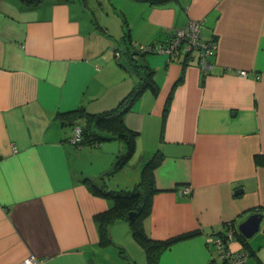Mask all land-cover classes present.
Here are the masks:
<instances>
[{
	"label": "crops",
	"instance_id": "crops-1",
	"mask_svg": "<svg viewBox=\"0 0 264 264\" xmlns=\"http://www.w3.org/2000/svg\"><path fill=\"white\" fill-rule=\"evenodd\" d=\"M190 19H203L202 37L216 41L209 74L195 53L135 55ZM148 71L158 92L145 89L124 115L135 150L106 185L131 188L143 163L162 153L145 232L154 240L195 233L162 249L156 264H220L212 239L264 211V161L256 162L264 160V0H0V264L29 256L125 264L115 245L133 264L147 263L133 237L119 239L130 230L125 220L110 226L113 245L99 244L93 216L113 202L84 183L109 171L125 145H78L73 127L83 121L56 114L113 109ZM225 246L246 251L243 264H264L261 228Z\"/></svg>",
	"mask_w": 264,
	"mask_h": 264
},
{
	"label": "trees",
	"instance_id": "trees-1",
	"mask_svg": "<svg viewBox=\"0 0 264 264\" xmlns=\"http://www.w3.org/2000/svg\"><path fill=\"white\" fill-rule=\"evenodd\" d=\"M28 5H38L44 0H21ZM65 1V0H62ZM67 1V0H66ZM119 49V48H118ZM145 89H149L152 93L158 92V86L155 83L152 71L144 74L141 83L136 85L113 109L101 113H88L83 108H75L56 114V118L64 122H72L82 120L81 138L78 145H97L103 140L118 139L125 145V152L119 154L111 169L94 180L85 178L84 183L91 193L112 200V206L102 212L94 214V220L99 224L101 246L113 245L110 237V226L118 220L127 221L130 232L137 243L144 249L146 253V264H156L159 252L171 245L173 242L189 237L195 232L183 233L165 240L151 239L145 232L144 222L150 215L151 197L157 189L155 188L154 170L162 160V153L158 150L146 160L141 168L139 181L129 189H111L106 185V179L118 172L122 166L131 158L135 150V138L137 132L130 129L124 123V115L131 109L135 100L142 94ZM167 110V105L164 112ZM260 157L256 156V162L262 163ZM133 212V216L129 217V213ZM232 228V227H231ZM230 229L229 227L227 230ZM226 230V231H227ZM222 236L225 233L221 234ZM235 235L244 238L235 230ZM118 252L125 261V264H133L127 255L123 253L121 247H117ZM208 264H218L215 260H211ZM220 264H227L222 261Z\"/></svg>",
	"mask_w": 264,
	"mask_h": 264
},
{
	"label": "built area",
	"instance_id": "built-area-1",
	"mask_svg": "<svg viewBox=\"0 0 264 264\" xmlns=\"http://www.w3.org/2000/svg\"><path fill=\"white\" fill-rule=\"evenodd\" d=\"M204 27L203 19H190L186 24L174 30V32L165 40L152 42L147 45H137L136 48L139 52L155 53L173 57H188L195 53L197 58V66L203 74H209L214 66L212 57L217 48L215 40H206L202 37V29ZM114 55L120 56V50L114 49ZM239 75H247V71L239 70ZM258 75H256V78ZM81 126L75 125L73 127L72 140L78 143L81 138ZM189 187H184L181 193H188ZM235 228H230L225 232L224 236H216L212 239V243L217 248V254L222 261L227 264H243L247 255L246 251L230 252L226 248V244L235 237ZM24 264H40L39 260L32 256L24 260Z\"/></svg>",
	"mask_w": 264,
	"mask_h": 264
},
{
	"label": "water",
	"instance_id": "water-1",
	"mask_svg": "<svg viewBox=\"0 0 264 264\" xmlns=\"http://www.w3.org/2000/svg\"><path fill=\"white\" fill-rule=\"evenodd\" d=\"M133 214V212H130L129 217H132ZM260 228L264 231V211L251 213L244 221L239 223L237 227L240 234L245 238L252 236Z\"/></svg>",
	"mask_w": 264,
	"mask_h": 264
},
{
	"label": "rangeland",
	"instance_id": "rangeland-1",
	"mask_svg": "<svg viewBox=\"0 0 264 264\" xmlns=\"http://www.w3.org/2000/svg\"><path fill=\"white\" fill-rule=\"evenodd\" d=\"M106 8H107V7H106ZM116 10H117V11H120L119 7H116ZM93 12H94V11H93ZM103 13H104V15H106L107 13H109V14H110V17H113L112 19H117V18L119 17L116 13H113L111 9H107V10L103 11ZM94 15H96L95 12L92 14V16H91L90 18H91V19L93 18L94 20H97L98 17L95 18ZM97 21H98V20H97ZM137 53L139 54V53H143V52H139V51L137 50V48H135V55H136ZM117 225H121V224H117ZM122 225H124V224H122ZM125 237H133L132 234H131V232H130V230L127 229V228H126V231L120 233V237H119V239H121V240H122V239L125 240ZM126 240H127V239H126ZM128 240H129V238H128ZM125 242H127V241H125ZM126 244H127V243H126ZM118 246H121V245H118ZM113 247L118 251L117 245H115V246H113ZM118 254L121 256V254H120L119 252H118Z\"/></svg>",
	"mask_w": 264,
	"mask_h": 264
},
{
	"label": "flooded vegetation",
	"instance_id": "flooded-vegetation-1",
	"mask_svg": "<svg viewBox=\"0 0 264 264\" xmlns=\"http://www.w3.org/2000/svg\"><path fill=\"white\" fill-rule=\"evenodd\" d=\"M235 234V233H234ZM236 237V236H235Z\"/></svg>",
	"mask_w": 264,
	"mask_h": 264
}]
</instances>
